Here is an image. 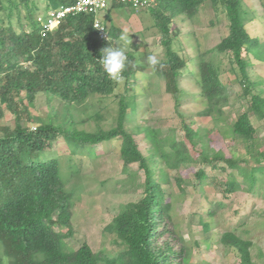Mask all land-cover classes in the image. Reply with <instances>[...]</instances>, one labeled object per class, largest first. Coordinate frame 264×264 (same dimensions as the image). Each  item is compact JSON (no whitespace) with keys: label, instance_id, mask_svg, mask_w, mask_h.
I'll use <instances>...</instances> for the list:
<instances>
[{"label":"trees","instance_id":"16d2710c","mask_svg":"<svg viewBox=\"0 0 264 264\" xmlns=\"http://www.w3.org/2000/svg\"><path fill=\"white\" fill-rule=\"evenodd\" d=\"M72 1L47 0L44 12H37L34 0H0V119L5 111L13 114V126L0 123V245L3 252L0 264H183L184 258L179 253L178 260L171 259L176 252L169 243L158 244L155 241L156 227L164 219L172 224V219L168 193L161 185L166 181V174L161 171L156 177L153 161L157 155L164 166L177 168L189 161L190 156L183 139L173 136L165 150L154 128L146 126L135 132L127 130L126 122L138 109L132 86L137 73L144 71L132 52L124 50L127 56L121 73L124 92L115 94L117 109L113 126L89 131L77 128L75 124L56 123L52 119L31 127L22 123V117L29 119V108L39 92L57 96L69 104L82 103L90 94H113L118 86V82L105 72L100 50L106 46L119 48L114 46V40L120 30L110 22V11L120 10L129 4L122 0L109 1L110 8L103 21L106 38H100L93 28L95 15L91 13L68 15L53 30L42 32L38 16L42 13L44 18L51 10ZM154 1L155 5L145 9L159 27L165 55L161 60L164 67L158 65L153 71L162 79L165 92L175 100L180 94L181 73L189 60L185 52L179 53L172 48L171 20L177 15L193 18L207 1L216 10L220 6L225 12L228 31L214 49L228 56L237 81L243 86L244 93H249L250 100L248 109L240 112L229 125L222 126V131L243 140L253 138L256 129L250 113L264 117V96L262 90L252 91L255 82L250 80L248 69L252 59L264 60V39L248 33L247 18L240 0ZM142 9L139 7L137 11ZM13 13L17 17L18 30L10 21ZM3 14L7 17L6 24ZM194 73L199 89L196 99L205 106L200 113L222 112L228 102V93L220 78L219 67L200 55ZM139 130L141 138L151 144L150 155H146L139 146L135 135ZM185 130L186 138L191 139L193 131L187 127ZM59 137L71 147L72 154L119 138L123 170L131 163H138L144 172L140 197L122 205L106 226V230L114 233L116 239L125 245L114 256L93 252L85 241L76 249H69L65 244L64 239L72 235L74 193L65 189L57 160L39 158L40 153L49 149ZM249 150L252 162L243 166L239 163L241 158L233 156H214L207 161L224 160L236 174L243 176L251 189L257 180L256 175L264 172V164L255 158L256 151L252 147ZM196 175L202 179L204 171L198 170ZM225 183L226 191L241 187L234 177ZM212 213L209 211V215ZM56 225L61 229L55 230ZM162 226L164 231H173L174 228L173 224L171 229L165 223ZM220 239L237 250L239 264H254L249 240L228 232L223 233Z\"/></svg>","mask_w":264,"mask_h":264},{"label":"rangeland","instance_id":"374dc122","mask_svg":"<svg viewBox=\"0 0 264 264\" xmlns=\"http://www.w3.org/2000/svg\"><path fill=\"white\" fill-rule=\"evenodd\" d=\"M34 2L37 12H44L47 0ZM240 2L247 18L248 33L264 39V0ZM108 8L109 4L97 14L101 22ZM110 16V22L120 30L114 46L132 52L144 67L143 72L137 73L132 86L138 109L133 116L129 111L132 118L125 124L127 130L135 132L146 126L154 128L165 150L173 136L183 139L190 156L189 161L177 168L164 166L155 156L156 177L161 171L166 174V181L161 185L168 193L174 227L173 231H164L162 224L165 223L168 229L172 224L162 220L155 229V241L169 243L176 252L171 259L178 260L179 253L184 258L183 264H239L237 250L220 239L228 232L249 240L253 263L264 264V172L256 175L257 180L249 189L243 176L236 174L224 160L207 161L214 156H233L241 158L239 163L243 166L252 162L249 152L252 147L256 151L255 158L264 164V117L250 113L256 129L253 138L243 140L222 131V126L229 125L240 112L248 109L250 100L249 93H244L243 86L237 81L228 56L214 49L228 31L225 12L220 6L216 10L207 1L193 18L177 15L171 20L172 48L179 53L185 52L189 60L179 79L178 100L165 92L162 79L148 63L150 55H156L160 61L165 55L162 34L154 17L145 8L137 11L129 6L111 10ZM3 19L6 24L7 17ZM10 21L18 30L15 13ZM200 55L219 67L220 78L227 87L228 102L222 112L200 113L205 106L196 99L199 89L194 73ZM248 71L250 80L257 86H252V91L262 90L264 96V60L252 59ZM120 92H124L122 79L113 94H90L82 103L65 104L57 96L39 92L29 108V119L22 117V123L31 127L52 119L89 131L107 129L113 126L117 109L115 94ZM0 123L13 126V114L5 111ZM186 127L194 133L191 139L186 138ZM135 135L141 150L150 155L151 144L141 138L140 130ZM119 147L120 139L115 138L72 154L71 147L59 137L49 149L40 153L41 160H57L65 189L74 193L72 235L64 239L67 248L76 249L85 241L93 252H102L109 257L125 248L114 233L106 230V226L122 205L140 197L144 172L138 163H131L123 170ZM198 170L204 171L202 179L196 175ZM230 177H234L241 187L226 191L225 182ZM209 211L213 213L209 215ZM56 214H53L54 218ZM54 229L60 230L61 227L56 225ZM0 255H3L1 245Z\"/></svg>","mask_w":264,"mask_h":264},{"label":"built area","instance_id":"2783aa9c","mask_svg":"<svg viewBox=\"0 0 264 264\" xmlns=\"http://www.w3.org/2000/svg\"><path fill=\"white\" fill-rule=\"evenodd\" d=\"M110 0H73L70 4L61 6L48 12L46 17L38 16L37 21L43 27L42 32L50 31L56 28L60 21L68 15L78 13H91L95 15L93 28L97 31L100 38H106V30L97 14L107 7ZM129 4L135 10L139 7L146 8L152 4L153 0H122Z\"/></svg>","mask_w":264,"mask_h":264},{"label":"clouds","instance_id":"9594fccd","mask_svg":"<svg viewBox=\"0 0 264 264\" xmlns=\"http://www.w3.org/2000/svg\"><path fill=\"white\" fill-rule=\"evenodd\" d=\"M123 39H127V37H124ZM100 52L101 63L109 78L117 82L120 81L122 79V70L126 66L127 56L125 54V51L121 48H113L111 46H106L102 48ZM148 63L154 71L156 70L158 65L160 68L164 67V65L157 58L156 55H150L148 57Z\"/></svg>","mask_w":264,"mask_h":264}]
</instances>
